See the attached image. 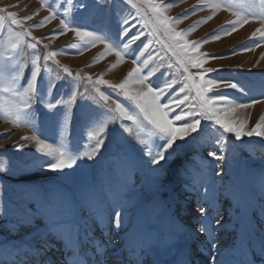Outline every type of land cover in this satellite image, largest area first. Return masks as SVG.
Instances as JSON below:
<instances>
[{"label":"snow or ice","instance_id":"snow-or-ice-1","mask_svg":"<svg viewBox=\"0 0 264 264\" xmlns=\"http://www.w3.org/2000/svg\"><path fill=\"white\" fill-rule=\"evenodd\" d=\"M262 13H264V0H258ZM66 7L62 15L58 14L51 5H45L50 11V15L34 26L24 27L26 20H31L33 13L23 20L17 19V14L8 12L7 9H0L6 12V16H0V30L4 28L5 22H10L9 27L15 26L13 30L20 29L18 35L30 38L27 46L35 50L41 43L40 39L31 35L32 27H41L59 16L62 32L53 33L54 36L73 32L82 42L85 48L96 46L97 43L104 45L105 52L102 56L114 53L118 58L117 64L125 59V54L132 59L136 65L144 50L148 49L151 41L143 43L141 46L132 48L141 33L137 32L129 36L132 20H137L143 28L148 29V34L160 44L165 50L163 55L157 51L155 56L149 54L142 62V67H133L127 73L126 78L121 82H110L101 75L93 80L91 76L86 79L92 82L95 95L88 89L80 92V101L89 102L93 111L83 117V129L87 131V141L89 147L74 155L69 151L54 148L52 144L45 143L43 139L33 136L36 143V151L55 159H41L34 156L30 162L33 166H39L42 170L51 172H64L66 169H73L77 166V161L82 160L87 167H95L99 164L97 157L105 158V165L100 174L94 179L90 186L85 187L78 193L68 194L62 190L43 185L31 183H21L19 185L7 186V191L16 195L14 204H7L0 207V220L5 222V231L10 236H17L21 229L31 228V232L25 233V238L40 233L39 227H33L37 220L42 221L45 229L44 235H55L64 244L66 250L65 264H168L160 258L163 251L173 255L171 264H186L185 258L178 251V245L173 241L175 232H157L151 222L161 224L166 227V221L158 212V197L162 190L166 188L165 177L169 172L171 162L189 145L198 141L204 135L206 128L211 125L217 126L219 135L216 142L219 149L210 148L208 157L214 161H223L222 164H211L207 160L203 170L199 173L197 182L192 185H185V189L191 188L198 194L197 208L200 212L199 232L208 237V261L209 264H232L224 258L219 241L215 235L224 228V218L216 208L218 196L224 195L231 200V206L236 215L235 220L239 227L236 228L237 238L234 246L235 251L242 254L241 264H264V239L260 243L253 244L249 222L246 220L247 200L240 186L236 183L224 184V177L228 175L227 169L228 152L225 154V145L241 141L244 137H261L264 139V117L257 122L250 130H246L244 121H237L229 118V114L235 108L247 109L253 104L260 103V100L250 102H235L225 94L209 96L213 88L223 85L225 88L244 89L233 81L206 78L211 69L193 73L190 69H201L210 59L223 57L207 56L199 54L200 43L189 42L185 39L187 33L178 32L172 26L178 21L172 20L165 14L169 7L163 3L151 2V0H121V5L116 9L117 23L120 25L118 36L113 37L110 33L98 35L96 30L84 27L82 23H77L70 13L73 11H90L92 8L97 11H104L109 6H115L116 0H93L89 7L88 0H65ZM133 11H129L128 7ZM213 12L224 10L231 12L236 17L231 28L223 30L213 38L220 39L222 35H230L237 30V27L249 23L250 20H258L264 24V14L249 15L237 10L236 0H224L223 3L211 4ZM196 9H193L195 12ZM131 17V19H130ZM211 19V17H209ZM206 22V21H203ZM259 34L264 40V29H257L253 33ZM258 46V45H256ZM15 48L16 45H13ZM45 48L48 45H44ZM131 48V52L129 49ZM251 50L250 48L244 49ZM133 53L135 55L133 56ZM176 63L183 69L185 80L181 87L174 92H170L176 85L175 79H168L166 72H161L158 67L149 69V63L159 57L161 60L169 54ZM57 53L48 52L43 56L44 61L53 59ZM31 68L25 77L22 91L19 93L21 103L16 106V119L21 118L24 124L37 129V119L39 112L37 105L43 106L55 118L58 126L63 127L70 124L72 120V106L77 101V91L74 88L75 77L69 80V94L67 98L61 96L52 99L57 84L46 79L42 75V69L47 70V64H41V55L36 51L31 54ZM117 64L112 65L113 68ZM173 65L168 64L171 68ZM10 70H16L15 66ZM25 71L24 64L18 67L16 78ZM69 76L73 74L67 68L62 69ZM219 71V70H217ZM157 72L163 83H155L150 80ZM83 80L84 78L81 77ZM100 86H106L111 92L105 94ZM194 92V96L192 93ZM112 94L122 96L123 101L134 106L133 111H129L123 105V101L112 98ZM181 94H184L181 96ZM167 95V99L164 97ZM98 97V99H97ZM61 106L59 110L57 106ZM179 110V111H176ZM130 121L138 131L150 126L148 139L141 138L138 145H131L129 136L133 132L132 127L125 125L122 121ZM228 134H231L229 138ZM24 139H28L25 137ZM20 149V146H17ZM103 150V151H102ZM95 161V164L88 162ZM28 164L18 167L5 163L0 165V173L16 174L26 171ZM219 177V180L216 179ZM0 184V193L5 190ZM200 187L203 192H200ZM147 188V193L144 189ZM264 192V181L261 183ZM148 196L147 201L144 199ZM207 205L205 207L204 205ZM151 205L150 211H144ZM103 209L100 216L104 222L105 215L110 218L111 228H109L108 239L111 240V233L114 231L118 237L122 236L119 242V255L109 261L107 244L95 238L86 229L81 218L83 208ZM261 215H264V207L260 208ZM14 217L15 221L9 220ZM23 239V238H22ZM87 243L91 248L89 254L83 244ZM27 247L32 249V245H23L17 239H7L0 241V264H36V258L29 256ZM49 241L43 235L35 240V251L41 257L49 250ZM8 257L9 259H5ZM41 264H44L41 259Z\"/></svg>","mask_w":264,"mask_h":264},{"label":"rangeland","instance_id":"rangeland-1","mask_svg":"<svg viewBox=\"0 0 264 264\" xmlns=\"http://www.w3.org/2000/svg\"><path fill=\"white\" fill-rule=\"evenodd\" d=\"M92 2L93 0H88L89 7L92 6ZM151 2L163 3L169 6L165 14L172 20L178 21L172 26L178 32L187 33L185 39L189 42L200 43L199 54L223 57L210 59L201 69L193 68L190 69L191 72L195 74L198 71L211 69L212 71L208 72L206 78L233 81L244 89L242 92L238 89L225 88L223 85H219L213 88L207 95L225 94L237 103L260 100V103L253 104L247 109H233L229 114V118L244 121L246 130H250L257 122L261 121V118L264 117V40H261L259 34L257 33L254 36L253 33L256 31L251 30L249 32L243 25L237 27V30L230 35H222L220 39H214L213 37L216 34L231 28L233 22L236 20L235 16L229 11L216 10L213 12L210 8L211 4L223 3L224 0H151ZM236 3L237 10L243 13L249 15L264 14L261 11L258 0H236ZM45 5H51L52 9L60 15L64 13L66 7L65 0H0V9H7L8 12L17 14V19L23 20L33 13H38L31 20L24 22L25 28L38 24L50 15V11ZM120 5L121 0H116L115 6H109L104 11H97L92 8L88 12L73 11L70 13V16L74 17L75 22L82 23L84 27L96 30L98 35L110 33L113 37H116L120 31V25L117 23L116 9ZM125 7H128L129 11L134 12L130 6ZM194 8L196 9L195 12H193ZM6 15V12H0V16ZM250 21L260 23L258 20ZM9 24L10 22H5L4 28L0 30V165L10 162L18 167L28 164V168L26 171L17 172L16 174L0 173V184L6 186L5 190L0 193V207L15 203L16 195L7 191V186L15 187L22 182L55 187L70 195L90 186L103 170L108 153H104V157H97L99 164H95V161L88 162L95 164V167H87L84 161L78 160L77 166L73 169H66L64 172L46 171L39 168V166L31 165L30 162L33 157L40 156L42 160H54L55 157H48L45 154L38 153L36 151L35 140L32 137L37 136V138L43 139L45 143L52 144L54 148L69 151L74 155H78L79 152L86 150L90 143L87 141V131L90 129L82 130L83 117L94 109L91 108L89 102L80 101L79 93L88 89L91 94L95 95L92 82L86 78L91 76L95 80L102 75L104 79L110 82H121L133 67H142L143 60L149 54L155 56V53L159 51L163 55L165 51L148 34V29L143 28L137 20H132L134 26L131 27L129 36L139 32L141 33V37L132 48L141 46L142 42L147 43L151 41V44L148 49L144 50V54L136 65L132 63L131 58H128L127 53L125 54V59L121 60L119 64H117L118 58L114 53L102 56L105 48L101 43L85 48L73 32L54 36L53 33L63 31L59 16L41 27L31 28V35L41 41L35 50L27 46L30 38L18 35L20 29L13 30L15 26L9 27ZM262 25L264 26V24ZM13 45H16V47L14 48ZM44 45H48V47L45 48ZM246 48H250L251 50L245 51L244 49ZM33 51L41 55V64H47L48 66L46 71L42 69V75L57 84L52 99L62 94L67 98L69 94L67 82L75 77L74 88L77 91V101L72 106V120L70 124H65L63 127L58 126L50 111L40 105L36 106L39 112L36 122L38 131L33 127L25 125L22 118L20 120L16 119V106L21 103L19 93L22 91L21 85L24 84L25 77H27L28 71L31 68V54ZM48 52H55L57 55L51 60L44 61L43 56ZM129 52H131V48ZM134 55L135 53H133ZM21 63L24 64L25 71L17 79V71ZM169 63L173 65L171 68L168 67ZM114 64H117L115 68L112 67ZM14 66L16 70H10ZM121 66H125V68L118 69ZM154 67H158L161 72H166L168 79H175L177 81L170 92H174L184 83L185 74L183 73V69L171 57L170 53L165 55L163 60L159 57L153 59L149 63L148 68L144 69V72L146 73ZM63 68L69 69L73 76H69L68 73L63 72ZM81 77L84 79L82 80ZM150 80L155 83H163V80L160 78V72L150 77ZM100 89L105 94L111 92L106 86H100ZM183 95L181 94V96ZM192 95L194 96V92ZM112 98L123 101V97L116 94H112ZM167 98L166 95L164 99L166 100ZM123 105L129 111L134 110V106L129 105L127 101H123ZM60 107L58 105L57 109L52 111L59 110ZM122 122L133 129L131 134H125L129 136L131 145H138L141 138L148 139L150 126L144 128L142 131H138L136 126L132 125L130 121L124 120ZM218 135L217 126L211 125L205 129L204 135L198 141L187 146L171 162L169 172L164 180L166 188L162 190L158 197L159 207L157 210L162 214L164 220L168 221L166 225L168 223L170 225L169 232L176 233L173 241L165 240V243L174 242L178 245V251L184 258L194 259L191 260L192 263L190 264H200L198 261H201V258L196 254L193 247L199 242L203 243L206 236L203 237L198 230L201 218L197 208L198 194L192 191L191 188L186 190L185 185H192L197 182L199 173L203 170L206 160L213 165L224 163L223 161H214L211 157H208V150L210 148L218 150L220 147L219 143L216 142ZM228 136L231 138V134H228ZM25 137L28 139H24ZM17 146H20L19 150ZM225 149L226 155L228 152L231 154L227 157L229 168L227 169L228 175L224 177V184L236 183L241 189L245 184L247 185L245 187L247 189L244 191L246 195H250L253 190L252 188L256 185L261 189V183L264 181V139L256 136L244 137L241 141L225 145ZM216 179L219 180V177H216ZM144 191L147 193V188ZM200 192H203L202 187H200ZM256 193L264 195L262 189ZM144 199L147 201L148 196L146 195ZM204 206L207 207L206 204ZM256 207V211L253 214H248L246 218L250 220L249 222H254L253 228L264 237V215L260 213V208L264 207V198L258 197L256 199ZM216 208L224 218L225 230L229 229L231 225H235V229L239 227L235 220L236 212L231 206V200L228 197L224 195L218 196ZM150 209L151 205L145 208L144 211H150ZM103 213V209L98 212L96 209L85 207L81 210V218L90 234H94L95 238L106 242L108 258L111 262L115 259L113 255L116 257L115 255L119 254L118 245L122 236L118 237L113 231L111 233V240L108 239L111 221L105 215L104 222L102 223L100 216ZM9 220L14 222L15 218L9 217ZM151 223L157 232L165 229V227H161L160 223ZM6 227L5 222L0 220V241L17 239L23 245L31 244L33 246L31 250L27 247L24 250L29 251V256H34L36 263L39 264L37 262L39 254L35 251V240L43 235V238L49 241V250L54 246L62 250L58 251L57 258L60 262L59 264H65L66 251L64 244L55 235H44L45 229L42 221L37 220L33 226L39 227L40 233H35L33 236L26 238L25 233L31 232V228H23L17 236H10L5 231ZM220 232L216 234V237L218 241L220 240L221 251L226 257L227 251L225 250L230 249L227 245L233 243L235 246L237 232L230 238L226 235L228 232L224 236ZM83 248L89 254L91 253V248L86 242ZM191 248L193 251L189 252ZM232 253L234 257L233 264H236L239 258L236 257L234 247ZM173 255L161 251L160 258L171 264ZM46 258L47 256L43 259L44 264L52 261ZM5 259L9 258L5 257ZM52 259L57 262L56 257L53 256ZM74 261L75 258L72 264ZM81 263L83 264V262ZM29 264H32L31 260H29ZM206 264H209V261Z\"/></svg>","mask_w":264,"mask_h":264},{"label":"bare ground","instance_id":"bare-ground-1","mask_svg":"<svg viewBox=\"0 0 264 264\" xmlns=\"http://www.w3.org/2000/svg\"><path fill=\"white\" fill-rule=\"evenodd\" d=\"M236 18V17H235ZM244 28H246L249 32L252 30V31H256L257 29H264V26L261 24V23H259V22H249V23H246V24H244V26H243ZM251 34V33H250ZM103 48V47H102ZM263 50H264V46H263ZM248 56V55H247ZM125 68V66H121L120 68H118V69H124ZM20 134V133H19ZM22 135V134H21ZM25 135V134H24ZM34 142V141H33ZM68 170V169H67ZM68 175V174H67ZM247 185H243V187H242V191H243V193H245L244 191H245V189H247V188H245ZM253 189V190H252ZM251 190H252V193H250V195H246L245 194V197H246V200H247V213H246V216L248 215V214H250V213H254L255 211H256V209H257V207H256V199L258 198V197H261V198H264V195L263 194H257L256 192L258 191V190H261L260 189V187L258 186V185H256L255 187H253ZM256 198V199H255ZM246 220H247V222H249L250 220L248 219V218H246ZM166 222H168V221H166ZM249 225H250V230H251V238H252V242H253V244H259L260 243V241L262 240V239H264V237L262 236V235H260L261 233L259 232H256L255 231V229L253 228L254 227V222L253 221H251V222H249ZM226 229V228H225ZM236 230V229H235ZM165 233H167V232H169L170 231V225H169V223L167 224V226L165 227V229L163 230ZM231 231H234V229L233 230H231ZM192 234H194L193 232H191ZM226 234V233H225ZM216 235V234H215ZM222 235H224V234H222ZM205 238H207V239H209L208 237H205ZM55 248H57V247H55ZM52 255V254H51ZM119 255V254H118ZM118 255H115L116 257L118 256ZM115 257V258H116ZM236 257H238L239 259H238V261H237V263L236 264H241V262H239V261H242V259H243V257H242V254L238 251H236Z\"/></svg>","mask_w":264,"mask_h":264}]
</instances>
